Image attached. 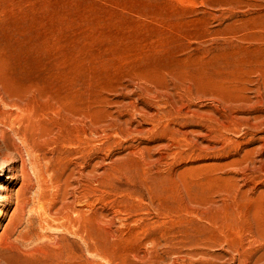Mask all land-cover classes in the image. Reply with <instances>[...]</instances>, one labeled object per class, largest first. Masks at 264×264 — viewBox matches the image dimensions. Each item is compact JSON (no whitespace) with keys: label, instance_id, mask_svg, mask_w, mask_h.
I'll return each mask as SVG.
<instances>
[{"label":"rangeland","instance_id":"rangeland-1","mask_svg":"<svg viewBox=\"0 0 264 264\" xmlns=\"http://www.w3.org/2000/svg\"><path fill=\"white\" fill-rule=\"evenodd\" d=\"M0 152V264H264V0H0Z\"/></svg>","mask_w":264,"mask_h":264},{"label":"bare ground","instance_id":"bare-ground-1","mask_svg":"<svg viewBox=\"0 0 264 264\" xmlns=\"http://www.w3.org/2000/svg\"><path fill=\"white\" fill-rule=\"evenodd\" d=\"M38 87V86H37ZM33 92L36 94L37 91L33 90ZM31 95V94H29ZM32 96V95H31ZM19 105V103H17ZM30 126V124H29ZM27 130V126H25L24 129H21V132H25ZM40 136L38 134L32 135V137L28 140L30 146L33 148L36 143H38ZM8 149H10L7 146ZM22 160L21 166L19 168L20 174L17 176L16 174H13L15 171L14 168V162L8 163L6 160L7 158L4 156L2 152H0V163H2L3 166H0V180H3L1 177L5 178L8 177V174L12 173L13 176L9 177V181L7 182L8 185L13 184V180H21L22 185L19 187L17 191V195L15 197L16 200V209L15 212L23 211L28 204L27 198L22 197L23 195L22 190L26 188L31 187L32 182V176L29 172L27 162L23 161V157L19 156ZM33 154L30 159V164H33L32 161ZM5 163V164H3ZM8 163V164H7ZM5 167L8 170H5ZM4 188L3 186H0V189ZM72 212L68 214V217L71 213L77 212L79 214L78 209L71 208ZM62 228L63 233L54 236L49 243H47L44 247L43 251V264H80V260L82 259L80 253L77 250V243L76 241L82 242L86 250L89 252L94 251V237H93V230H92V224L89 221L88 224H85L82 226L81 219L80 218H74V219H67V222L60 223L58 227ZM253 237L255 239L258 238V235L255 232H252ZM68 234H72L75 238L78 237L79 239H74L73 241L69 240Z\"/></svg>","mask_w":264,"mask_h":264}]
</instances>
